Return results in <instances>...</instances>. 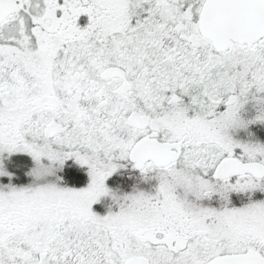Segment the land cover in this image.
<instances>
[{
	"label": "flooded vegetation",
	"instance_id": "flooded-vegetation-1",
	"mask_svg": "<svg viewBox=\"0 0 264 264\" xmlns=\"http://www.w3.org/2000/svg\"><path fill=\"white\" fill-rule=\"evenodd\" d=\"M205 2L0 0V264H264V38L217 53Z\"/></svg>",
	"mask_w": 264,
	"mask_h": 264
},
{
	"label": "water",
	"instance_id": "water-1",
	"mask_svg": "<svg viewBox=\"0 0 264 264\" xmlns=\"http://www.w3.org/2000/svg\"><path fill=\"white\" fill-rule=\"evenodd\" d=\"M199 31L218 53L225 52L229 43L249 46L264 38V0H206L199 18ZM127 122L130 125V120ZM171 148L158 147L162 156L159 166L166 165L164 160ZM151 158L140 155L138 160L153 161Z\"/></svg>",
	"mask_w": 264,
	"mask_h": 264
},
{
	"label": "rangeland",
	"instance_id": "rangeland-1",
	"mask_svg": "<svg viewBox=\"0 0 264 264\" xmlns=\"http://www.w3.org/2000/svg\"><path fill=\"white\" fill-rule=\"evenodd\" d=\"M183 36H180L179 34H175L173 33H164L161 36H159V40H163L165 43V51H163V58L166 60H169L170 63H172L169 67L172 68L170 69L171 71V79L174 80L175 77V68H176V64L178 63L177 61V57L176 54L173 53L172 51L174 49H176V42L180 37H183L186 40H189V36L191 35L190 33H188V31H185L182 33ZM158 39V38H157ZM154 49V48H153ZM184 56H183V61L184 63H186V60H193L196 61V63H203L204 58H206L208 56V49L206 47H198L197 49H195V47H192L191 45L185 46L184 48ZM171 52V53H170ZM192 52H194V54L192 55ZM153 53H157L156 50H153ZM197 55L200 56V58H197ZM179 63H181L179 61ZM181 65V64H180ZM152 108H161L162 105L161 103H159L157 106V100L156 99H152ZM184 112L187 113V111L185 110ZM162 120L168 124V129L171 130V124H172V120L174 119L175 122L174 124L177 122V112L176 111H172L167 117L166 119H164L163 117H161ZM166 120H170L169 122ZM187 124H184L183 128L186 127ZM54 173L57 174L59 171V168L61 166V164H54ZM117 164L113 163V162H100L99 164H89L88 167L91 170H96L97 171V175L99 176L98 180H94L92 181V184H96L99 183L102 186H108L106 179L111 176V174L113 173V171H115ZM4 172V168H3V164L0 163V190L4 189V188H10V184L7 185L6 184V178H3V173ZM32 173H37L36 176H32V179H30V184L28 185V187H39L40 189H44V187H48V185L53 181V176L49 175V171L42 165H36V167L33 169ZM106 173V174H105ZM105 174V175H102ZM105 186V187H106ZM109 187V186H108Z\"/></svg>",
	"mask_w": 264,
	"mask_h": 264
},
{
	"label": "trees",
	"instance_id": "trees-1",
	"mask_svg": "<svg viewBox=\"0 0 264 264\" xmlns=\"http://www.w3.org/2000/svg\"><path fill=\"white\" fill-rule=\"evenodd\" d=\"M14 183H15V181H14Z\"/></svg>",
	"mask_w": 264,
	"mask_h": 264
}]
</instances>
